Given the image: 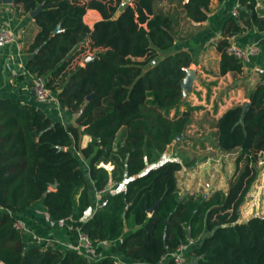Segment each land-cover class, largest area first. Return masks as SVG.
<instances>
[{
    "label": "trees",
    "instance_id": "1",
    "mask_svg": "<svg viewBox=\"0 0 264 264\" xmlns=\"http://www.w3.org/2000/svg\"><path fill=\"white\" fill-rule=\"evenodd\" d=\"M121 1L11 0L22 13L41 5L32 16L37 30L23 68L43 75L59 106L76 115L65 123L35 101L0 95V262L137 264L115 260L120 254L151 264L166 256L164 264H174L169 253L191 238L185 255L196 264H264V213L235 222L264 154V81L248 90L243 109L232 104L212 123L216 145L238 149L227 189L179 193L176 171L182 162L159 157L190 119L189 105L172 116L163 113L181 100L180 80L190 55L172 50L168 11L154 8L153 0H127L114 15ZM208 2L182 1L184 16L205 19ZM237 2V14L224 18L214 42L219 74L242 69L243 63L225 52L228 36L264 28L255 0ZM87 8L100 15L90 27L82 20ZM84 49L91 57L71 65ZM82 134L89 136L83 146ZM81 158L95 190L124 180L88 215ZM39 198L53 220L80 221L78 230L91 241L92 255L78 251L75 239L65 249L23 243V232L12 224L15 213ZM103 248L107 253L94 257Z\"/></svg>",
    "mask_w": 264,
    "mask_h": 264
},
{
    "label": "crops",
    "instance_id": "2",
    "mask_svg": "<svg viewBox=\"0 0 264 264\" xmlns=\"http://www.w3.org/2000/svg\"><path fill=\"white\" fill-rule=\"evenodd\" d=\"M182 1L184 0H153L152 2L154 8L158 7L170 13L174 34L172 50L185 49L191 59L187 67H191L195 71L190 87L186 91H182L180 102L169 108L171 112L168 113V116L185 109L186 105L192 106L190 117L200 118L202 115V119L199 123L188 121L186 126L194 131L195 129L199 131L211 130L215 138V128L212 123L216 117L226 107L247 100L246 94L252 85L258 80L264 81V28L245 29L242 33L234 34V42L245 47L255 43L258 45V52L251 55L249 60L242 64L241 71L234 74L228 71L219 74V54L214 48V42L221 34L220 28L224 18L231 15V10L237 6V0H209L206 17L201 21H191L184 16L181 8ZM254 7L260 15L264 16V0H255ZM98 18L100 15L94 8H87L82 15V20L89 27ZM0 25L8 26L15 34L14 40L0 48V95H11L22 101L34 103L30 91L32 74L25 72L23 65L31 54L28 47L37 30V25L32 16L22 13L19 8H15L12 2L3 3L1 1ZM161 56L162 54L158 53L157 57L161 58ZM37 104L51 118L65 123L73 122L76 115V112H69L59 106L54 90H52L49 99ZM174 109H177L176 113H172ZM205 116L210 120L208 124ZM199 126L202 129H199ZM88 140L89 136L82 134L80 145H85ZM81 161L91 200V206L86 211V215H88L107 195L122 187L124 180L113 181L107 184L102 192L97 193L87 176V160L81 158ZM186 190L189 189L186 188ZM15 214L25 224L26 230L23 232L22 238L26 246L46 242L65 249L71 246L79 231V220L67 218L58 221L50 218L41 198L31 202L29 206ZM67 228L71 229V233L66 231ZM126 232L128 229L125 230ZM107 251L108 249L103 248L99 253L103 252L102 255H104ZM90 252L92 253V250ZM99 253L94 254V257H98ZM114 257L118 261L151 264L123 257L120 254L114 255ZM165 258L166 256H163L157 263L152 264H164ZM0 264L3 263L0 262Z\"/></svg>",
    "mask_w": 264,
    "mask_h": 264
},
{
    "label": "rangeland",
    "instance_id": "3",
    "mask_svg": "<svg viewBox=\"0 0 264 264\" xmlns=\"http://www.w3.org/2000/svg\"><path fill=\"white\" fill-rule=\"evenodd\" d=\"M90 53L91 51L87 49L82 50L71 65L75 62L82 64L84 55ZM169 112L171 109H163V113ZM176 112L177 109L172 111V113ZM196 117H190L189 121L199 123L202 115L200 118ZM205 119L208 120V122L206 121L208 124L209 118L205 116ZM199 129L202 127L199 126ZM120 132L121 130L118 131V134ZM237 152V148L229 150L219 148L211 130L199 131L195 129L194 131L186 126L181 135L167 144L165 150L160 154L159 161L180 160L183 164L182 168L176 171L179 193L185 192L188 188L189 192L198 195L202 192L207 193L214 188L227 189L236 171L235 156ZM256 166L258 172L239 207V218L264 213V154L259 156ZM92 254L89 253V255ZM102 254L103 252L99 253V256ZM184 257L187 264H195L192 256L185 255Z\"/></svg>",
    "mask_w": 264,
    "mask_h": 264
},
{
    "label": "built area",
    "instance_id": "4",
    "mask_svg": "<svg viewBox=\"0 0 264 264\" xmlns=\"http://www.w3.org/2000/svg\"><path fill=\"white\" fill-rule=\"evenodd\" d=\"M236 7L231 10V15H236ZM234 34L228 36V41L225 46V52L229 55L240 60L242 63H245L249 60V57L258 52V45L251 44L247 47L241 46L234 42ZM15 34L11 28L8 26L0 25V48L6 43L14 40ZM30 91L32 98L35 102H43L51 97L52 89L46 84L45 77L41 74H35L31 77ZM104 187L96 190L97 193L102 192ZM13 226L20 231L24 232L26 230L24 222L17 216L12 222ZM194 242L193 239L187 238L185 242L179 243L175 249L169 253V256L172 257L174 264H184L185 262V252L188 247ZM105 243L102 241L101 244ZM75 247L78 251L83 253H89L91 250V241L83 233L78 231L75 238Z\"/></svg>",
    "mask_w": 264,
    "mask_h": 264
},
{
    "label": "water",
    "instance_id": "5",
    "mask_svg": "<svg viewBox=\"0 0 264 264\" xmlns=\"http://www.w3.org/2000/svg\"><path fill=\"white\" fill-rule=\"evenodd\" d=\"M0 1L3 2V3L11 2V0H0ZM126 2H127V0H122L121 1V3L118 5L117 9L114 12V15H117L119 13V11L122 9V7L125 5ZM40 8H41V5L38 4L34 9L28 11V15L29 16H34L39 11ZM90 57H91V55L89 54L85 58H83L82 64H84L86 62V60L89 59ZM194 75H195V71H194L193 68H191V67H186L185 68V73H184V75L182 76V78L180 80V85H181V88H182L181 92L182 91H186L190 87ZM87 97H88V95H87ZM240 104H241V107L243 109L245 107V105L247 104V100L242 101ZM59 148H62V146H59ZM51 187H54V183L51 184ZM151 210H152V208H149L148 212L150 213ZM247 217L238 218L235 222H242ZM187 237H189L188 233H187Z\"/></svg>",
    "mask_w": 264,
    "mask_h": 264
}]
</instances>
